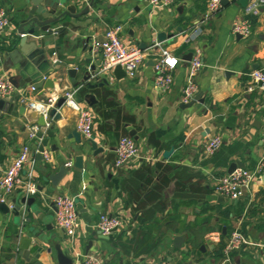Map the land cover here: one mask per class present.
Masks as SVG:
<instances>
[{
    "label": "crops",
    "instance_id": "crops-1",
    "mask_svg": "<svg viewBox=\"0 0 264 264\" xmlns=\"http://www.w3.org/2000/svg\"><path fill=\"white\" fill-rule=\"evenodd\" d=\"M60 1H65L60 12L69 7L79 16L87 8L89 12L53 26L52 34L28 37L22 49L19 11L28 0H0V9L11 21L9 29L0 33V78H17V87L29 92L32 103L24 106L12 102L16 97L0 99V179L30 142V130L37 127L34 114L44 115L56 134L45 151L50 162L38 159L41 141L32 142L23 176L34 173L39 194L33 204L22 206L20 217L14 210L26 193L19 187L2 202L0 190V205L9 208L8 213L0 211V264H59L58 246L74 262L93 256L103 264H264V171L240 200L215 191L233 164L255 170L264 158V93L258 88L251 91L250 77L264 69V6L255 7L260 0H250L247 9L238 0L230 2L210 21L205 18L209 0H175L170 7L158 8L147 0ZM241 19L252 26L248 39L233 32ZM114 27L122 28L127 47L147 50L157 41L181 59L168 92L155 89L154 58L145 60L135 78L118 79L115 69L107 78L109 85L94 90L85 88L82 71L75 80L69 76V66L100 68L92 44ZM192 30L200 35L190 45L183 34ZM162 33L168 36L165 42L158 40ZM197 47L203 49L204 68L196 78L199 92L194 103L186 107L192 102L183 104L182 95L190 80L189 57ZM21 50L32 52L39 66L29 60L22 70L27 57ZM38 50H44L48 62L35 53ZM46 75L53 89L33 90ZM74 82L80 85L75 87ZM77 88H81L79 104L96 115L94 137L104 150L97 156L85 138L81 136V144L73 138L78 132L77 110L65 105L58 109L59 120L44 111L51 99L60 100ZM87 94L97 99L92 107L85 101ZM217 135L223 145L208 156L205 146ZM124 137L135 139L139 158L117 170L115 149ZM53 146L58 147L56 152ZM78 156L84 158L82 170L75 168ZM70 162L72 168L66 166ZM63 166L68 174L54 186L50 176H57ZM147 194L158 196V201H149ZM60 195L81 206V228L73 236L56 223L55 200ZM103 214L120 216L125 226L103 237L96 229ZM235 231L254 245L235 252L226 263L217 251ZM20 235L31 240L24 254L19 250ZM178 237L184 238L180 247L175 246Z\"/></svg>",
    "mask_w": 264,
    "mask_h": 264
},
{
    "label": "built area",
    "instance_id": "built-area-1",
    "mask_svg": "<svg viewBox=\"0 0 264 264\" xmlns=\"http://www.w3.org/2000/svg\"><path fill=\"white\" fill-rule=\"evenodd\" d=\"M224 1L235 2L237 0H209L206 21L212 20L224 8ZM147 3L154 7H170L175 0H147ZM264 6V0H260L256 8ZM254 7V8H255ZM11 25L10 17L5 10L0 9V33L5 32ZM121 27L110 28L103 39L94 40L92 44V54L95 58L101 60V66L93 76V80H102L108 78L111 72L117 67H122L126 75L133 79L137 76L141 65L147 58H154V85L160 92H168L175 81V72L181 64V59L175 56L168 49L163 48L162 43L155 41L147 50H141L138 47H127L121 38ZM233 32L235 35L248 39L252 35V26L246 20H237L234 23ZM187 44H193L200 35L199 30H192L183 34ZM204 68V52L200 47L195 51L190 62V80L183 90L182 103L189 104L199 92V86L196 78ZM254 88L260 89L264 93V69L253 71L250 75ZM33 90H36L33 88ZM81 88L66 92L62 98L66 99L65 105L79 112L77 131L87 141L94 140L95 113L82 107L77 96ZM17 98L24 106L32 105L29 92L26 89L15 86L10 80L0 78V99ZM59 101L51 99L45 113L54 108ZM40 128L33 127L29 133V143L26 144L13 163L5 170L0 179V190L3 192L2 202H5L4 196L8 197L14 191L21 187L28 197H34L39 194V188L35 182L34 173L23 176L26 164L30 162V154L33 149L32 142L37 141V134ZM223 138L219 135L213 137L205 146V152L208 156H214L222 147ZM47 162L51 161V155L44 154ZM114 167L117 170L127 168L132 162L139 158V147L132 137L122 138L115 149ZM68 168L73 167V163L66 164ZM264 171V158L259 162L255 170L237 169L234 172L223 176L216 186V194L229 200H240L249 194L259 174ZM56 223L57 226L68 236H73L81 228L80 215L77 202L74 198L66 195H60L55 200ZM125 226L124 220L120 216L103 214L100 216L96 229L103 237H110L113 233ZM215 238H212V240ZM254 245L246 235L240 231L231 234L228 242L223 249V257L226 263L231 261L232 255L247 246ZM73 264H103L98 258L93 256H84ZM169 264V263H164Z\"/></svg>",
    "mask_w": 264,
    "mask_h": 264
},
{
    "label": "water",
    "instance_id": "water-1",
    "mask_svg": "<svg viewBox=\"0 0 264 264\" xmlns=\"http://www.w3.org/2000/svg\"><path fill=\"white\" fill-rule=\"evenodd\" d=\"M239 4L247 9L249 7V3L250 0H238ZM229 1H224V5L228 6L229 5ZM62 4H65V1H60V0H28L27 4H25L21 10L19 11V14L22 17L20 26H19V34L21 37L20 40V47L23 49L24 43L28 40V37H35V35L39 32H44V33H48V34H52L53 33V26L60 24L61 22H63L65 19L70 18V19H78L83 15H86L89 12V8H87L80 16L76 14V10L75 8H67V10H65L64 12H60V6ZM93 6V5H91ZM28 29V30H26ZM168 39V36L165 33H162L159 35L158 40L160 42H165ZM23 53H25V51L21 50ZM32 52L29 53H25L26 54V60H24L21 64V69L25 70L26 69V63H28V61H32V63L34 64V66L38 67L39 63L37 61H35L33 59V54H31ZM36 54H40V56L42 55L43 60H45V62H48L47 60V56L44 52V50H38L35 52ZM192 56L189 57V60H191ZM24 63V64H23ZM69 76L72 77V79H76L77 74L82 71V83L85 85V88L87 90H94L96 88H102L104 86H108L109 85V81L106 78H103L102 80H96L98 83H92L93 80V76L96 74L97 71V67L93 66L90 70L88 69H80V68H76L75 66H69ZM115 76L118 79H122L125 78L127 75L125 73V71L122 69V67H117L115 70ZM50 77V75H46L44 76L43 79H41V81L35 85V89L39 90V89H45V90H52L54 87V84L51 80H49L48 78ZM15 86H18L20 82H18L17 78H11L10 80ZM75 83V82H74ZM80 84L79 83H75V87H78ZM199 99V98H197ZM82 100V99H80ZM85 101L92 107L97 103V99L94 95L92 94H87L85 96ZM12 102H18V99H14ZM65 102L66 99L65 98H61L58 103L57 106L55 108H52L48 115L50 118L55 119V120H59L61 118V116L58 114V109L63 108L65 106ZM194 102H192L191 104L187 105L186 107H190L191 105H193ZM23 111V110H22ZM34 118L37 119V126L41 129V131L37 134V138L41 141L39 148H38V159L39 160H43V154L46 151V148L49 146L50 143V139H55L56 138V134L53 132L52 129L48 128V124L46 121V118L44 115H38V114H34L33 115ZM45 129V130H42ZM131 136L134 137L135 136V132L131 133ZM73 138L76 140V142L78 144L82 143V137L81 134L78 132H74L73 133ZM88 144L91 145L93 151H94V155L97 156L100 153H103L104 150L99 148L97 142L94 140H89ZM53 152H56L58 150L57 146H53L52 147ZM172 153V150L169 152L165 153V158H168ZM244 168V166H241L239 163H235L232 165L229 173L234 172L237 168ZM75 168L82 170L84 168V158L82 156H78L75 160ZM68 174V170L63 166L60 170V173L55 176V175H51L50 176V180L53 182L54 186H57L59 183V179H61L63 176ZM35 198L33 197H24V199L22 200V205H18L15 207L14 210V215L16 217H20V213H21V209L22 206H24L25 204L27 205H31L35 202ZM78 209H81V206L78 205ZM0 211L4 212V213H8L9 212V208L7 205L2 204L0 205ZM225 232V230H224ZM184 238L182 237H178L175 239V246L176 247H180L183 243ZM31 245V240L29 239H25L22 238L21 235L19 236V250L24 254L25 251L29 250V247ZM57 251H58V262L59 264H73L74 260L70 257H68L67 255H65L63 253V249L61 248V246L57 247ZM27 256V255H26ZM25 256V258H27ZM38 264V263H37Z\"/></svg>",
    "mask_w": 264,
    "mask_h": 264
},
{
    "label": "trees",
    "instance_id": "trees-1",
    "mask_svg": "<svg viewBox=\"0 0 264 264\" xmlns=\"http://www.w3.org/2000/svg\"><path fill=\"white\" fill-rule=\"evenodd\" d=\"M147 197H148V200L151 201V202H153L154 200L158 201V198H159L158 196L153 195V194H150V195L147 194ZM139 207H140V205H139ZM143 207H144V205H143ZM223 249H224V247H223V244H222L220 249L217 251V257L223 258Z\"/></svg>",
    "mask_w": 264,
    "mask_h": 264
}]
</instances>
